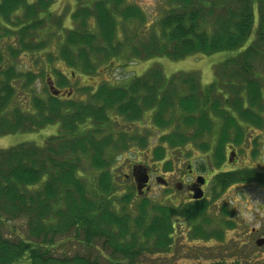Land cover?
<instances>
[{
    "label": "trees",
    "instance_id": "obj_1",
    "mask_svg": "<svg viewBox=\"0 0 264 264\" xmlns=\"http://www.w3.org/2000/svg\"><path fill=\"white\" fill-rule=\"evenodd\" d=\"M168 1L170 8L150 22L128 0H76L65 27L51 13L54 0H0V135L59 126L42 145L0 148V264H135L170 251L176 219L203 235L205 199L168 206L143 197L135 204L132 188L119 192L116 156L134 140V147L147 145L146 136L114 132L113 120L139 127L147 121L163 132L149 152L166 170L168 147L180 154L193 146L217 166L228 145L242 142L244 127L264 130V0ZM223 50L235 54L217 64L205 86L194 72L167 78L152 67L124 85L102 82L84 102L36 88L39 79L45 90L49 81L68 86L63 71L89 76L113 60ZM254 170L218 172L212 193L254 180ZM229 213L222 207L221 215ZM210 232L220 238L217 229Z\"/></svg>",
    "mask_w": 264,
    "mask_h": 264
},
{
    "label": "rangeland",
    "instance_id": "obj_2",
    "mask_svg": "<svg viewBox=\"0 0 264 264\" xmlns=\"http://www.w3.org/2000/svg\"><path fill=\"white\" fill-rule=\"evenodd\" d=\"M137 4L140 9L146 14V20L150 22L161 17L165 11L170 8V2L168 0H128ZM76 0H54L50 10L53 16H57L63 20L64 26H71V12L76 8ZM256 23V22H255ZM254 23V26H255ZM235 52L231 50L218 51L208 55L190 56L179 60H171L166 57H156L149 59L132 58L121 61L113 60L110 68L104 67V64L100 65L92 75H84L82 73L75 72L73 75L66 72L68 75V86H62L60 89V97L70 96L77 102H84L88 100V93L93 89L96 90L98 85L102 82H108L112 85H124L131 81L133 77L142 75L150 68H158L163 74L169 78L176 72H194L200 79L202 86L207 85L214 79V73L216 66L219 62L224 61L228 57L234 55ZM126 60H129L125 62ZM20 61L23 66H29V58L21 56ZM35 68V66H33ZM54 76H52L53 78ZM37 91L40 95L51 94L50 90H45V82L41 79L37 80ZM68 94V95H67ZM26 101V99H24ZM116 108V107H114ZM115 115V114H114ZM114 115L112 117H114ZM117 117V120H113L116 133H120L121 130H125L126 138L128 136L145 137L147 147H134L132 143L136 144V141H132L130 146L115 158L113 167L118 172L119 177L122 178V182L119 185V192H127L129 189L134 191L133 202L139 203L141 198H147L150 203L163 204V205H175L187 200L184 198V187L181 190L176 189V185H172L171 188H164L158 185L155 180L151 189L144 194L138 195L135 192V186L132 182V166L136 164L142 165L143 170H150L154 173L169 177L170 180L175 181L174 172L178 171L177 167H183L191 162L194 167L199 168L201 163H204L205 154L195 150L193 146H182L179 148L182 152L179 154L177 148H167V154L170 155L172 161L170 167L166 170L157 161L154 160L151 154V149L158 145L159 139L163 132L153 127L146 126L149 122L145 121L144 125L137 126L135 123L123 121ZM140 125V124H139ZM172 128V127H171ZM169 128L168 130H172ZM215 128V127H214ZM243 140L240 144H231L227 147H233L237 151V160L235 162L225 161V170H242L249 169L258 172L257 178L251 181L235 182L227 186L222 192L206 196L209 201L207 204V210L204 212L202 219L205 222H209L211 218L220 219L221 206H225L230 211V219L235 223V228L226 231L225 240L235 242L234 240L247 239L250 229L253 227L256 231L250 233L252 236L259 235L264 230V130H258L251 127H244ZM59 126L57 123L48 124L43 128L36 131H23L14 132L11 134L0 135V148H6L22 142H32L36 145H42L46 138L50 135L57 133ZM217 129V128H216ZM231 129V128H230ZM233 130V129H231ZM216 131V130H215ZM105 133L108 130H104ZM257 137L254 146L252 139ZM207 138V136H205ZM139 145V144H136ZM141 145V144H140ZM192 150L190 155L186 154L187 151ZM258 151L256 157L252 156V151ZM177 158H179L177 160ZM233 159V158H232ZM177 160V161H176ZM225 160V159H224ZM207 164V163H206ZM171 173L169 174L168 173ZM123 174H127L126 178H123ZM187 179H189L187 177ZM173 181V183H174ZM172 183V184H173ZM212 192V190H211ZM175 221V220H174ZM199 221H201L199 219ZM206 224V223H205ZM214 224V223H212ZM192 225L187 224L186 221L176 219L175 229L173 231V245L168 252L160 254H149L140 256L135 264H195L198 260H202L205 256H217L220 255L222 242L219 241H207L210 237V229L204 230L203 235L195 233L192 230ZM209 227V223L207 224ZM25 234L26 230L22 229ZM208 235L206 236V234ZM212 234V233H211ZM250 235V237H251ZM226 242V241H224ZM251 247L248 246L246 250H250L245 256L253 263L254 260L263 258L262 253H257L258 247L251 242ZM80 253L86 252L82 247L78 246L74 248ZM260 250H264V246L260 247ZM230 256V255H228ZM102 261L107 262L104 259ZM15 264H27L25 259H21Z\"/></svg>",
    "mask_w": 264,
    "mask_h": 264
},
{
    "label": "flooded vegetation",
    "instance_id": "obj_3",
    "mask_svg": "<svg viewBox=\"0 0 264 264\" xmlns=\"http://www.w3.org/2000/svg\"><path fill=\"white\" fill-rule=\"evenodd\" d=\"M232 150L234 151L230 158V154ZM237 155L238 154L235 148L233 149L232 147H229V148L226 147V150L224 152L225 160L223 159V161L217 166L216 165L211 166L208 163L206 164L205 162V163H201L199 165V168L197 169V167H194L193 164L189 162L183 167V169L181 167H177L178 171L176 173L174 172V175H173L175 176V181L173 180L174 183L172 180L169 179V177L164 176V175H161L162 180L160 181V183H157L156 181L155 182L164 188H171L172 185H174V187L176 185V189L181 190L184 187L183 196L187 200V202H195L201 199H205L208 204L209 201L206 199V196L210 195V197H212L211 195H213V193L211 192V190L213 189V186L215 184L213 176L217 174L218 172L232 171V170L224 169L226 165L225 161L227 160L230 162H235L237 160ZM147 172H148V181L146 185L142 188L143 194L151 189V187L153 186L155 177H160V174L154 173L150 170H148ZM187 177L189 179H187ZM201 178H203V182H201L202 180ZM132 182L135 184L133 177H132ZM199 188L203 192L202 197L193 198L194 191ZM222 207H225V206H221V209ZM230 214L231 213H229V215H220L221 217L219 220L217 218H211L209 222H206V224L202 225L205 230L206 229L209 230L211 228L209 231L217 229L218 231L221 232L220 238H217L214 234L210 233V237L207 239V241H219L220 243L222 242L221 247L223 248L224 252L220 250L219 252L220 255H217L214 257L207 255L203 257L202 260H198L195 264H264V250L259 251L260 247L264 246V230L259 235L252 236L250 233L252 232L254 233L256 231L252 227L250 229V232H248L249 236L247 239L234 240L235 242H231V241L227 242V240H225L226 231H228L229 229L235 228V223L232 219H230ZM228 220L234 223L233 226L228 227L227 224H225L224 221H228ZM208 223H209V227L207 225ZM195 225L197 224L195 223ZM251 242H253L258 247V250H256V252L257 253L260 252L263 254L262 259L259 258L257 260H254L253 263H251L245 256L251 250V249L246 250L248 246L249 247L252 246L250 245Z\"/></svg>",
    "mask_w": 264,
    "mask_h": 264
},
{
    "label": "water",
    "instance_id": "obj_4",
    "mask_svg": "<svg viewBox=\"0 0 264 264\" xmlns=\"http://www.w3.org/2000/svg\"><path fill=\"white\" fill-rule=\"evenodd\" d=\"M48 85H49V89H50L52 94H54V95L59 94V90L54 87L52 81H49ZM232 153L233 152H231V154H230V158H231ZM132 174L135 178V181L137 182V191L140 193L141 188L145 185V183L148 180V174H147L146 170L142 169L141 166H134L132 169ZM201 179H202L201 182H203V178H201ZM156 180L158 182H160L162 179H161V177H157ZM202 195H203V192L199 188V189L194 191L193 198H200V197H202Z\"/></svg>",
    "mask_w": 264,
    "mask_h": 264
}]
</instances>
